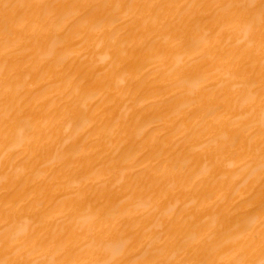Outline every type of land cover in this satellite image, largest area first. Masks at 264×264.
<instances>
[{"label":"bare ground","instance_id":"6f19581e","mask_svg":"<svg viewBox=\"0 0 264 264\" xmlns=\"http://www.w3.org/2000/svg\"><path fill=\"white\" fill-rule=\"evenodd\" d=\"M0 264H264V0H0Z\"/></svg>","mask_w":264,"mask_h":264}]
</instances>
